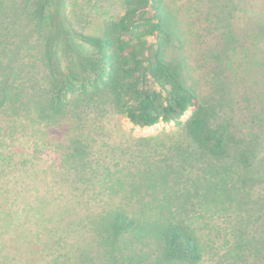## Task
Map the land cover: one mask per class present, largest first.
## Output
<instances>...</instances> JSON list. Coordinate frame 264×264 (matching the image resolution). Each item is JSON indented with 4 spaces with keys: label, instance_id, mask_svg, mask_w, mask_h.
<instances>
[{
    "label": "trees",
    "instance_id": "1",
    "mask_svg": "<svg viewBox=\"0 0 264 264\" xmlns=\"http://www.w3.org/2000/svg\"><path fill=\"white\" fill-rule=\"evenodd\" d=\"M24 1L29 6L22 9L23 31L13 30L11 18L0 20V58L11 50L5 63L0 60V109L9 103L10 88L13 95L21 91L19 79L24 81L21 71L25 67L17 59L19 52L26 56L31 49L36 55L41 50L40 38L27 39L31 32L42 36L51 27L48 36L54 35L49 37L54 42L48 40L42 55L53 66L43 79L49 97L37 104L40 107L17 116L12 135L4 131L5 122L0 119V192L22 195L20 211L40 213L41 220L49 219L47 212L52 220L61 217L50 210L51 201L44 196L37 200L28 196L31 190L39 191L45 180L39 176L41 169L33 168L34 162L51 165L58 151L71 159V166L63 162L60 173L65 166V176L73 164L83 167L80 161L87 147L83 137L89 133L79 128L74 139L76 129L61 134L58 127L71 116L78 122L87 110L101 116L113 109L141 128L158 123L180 125L199 151L234 159L242 176L229 178L232 184L241 183L240 188L256 181L264 184V157L260 156L264 146V0H122L117 14L92 4L85 15L83 8L80 14L68 15L59 9L58 0ZM67 4L72 6V1ZM7 8L22 20L16 0H0L3 17ZM170 43L176 46L173 53L167 48ZM62 44L68 49L65 65L58 58L57 47ZM33 66H27L24 74L34 72ZM17 168L21 178L15 173ZM252 196L247 226L264 227V199H257L259 204ZM227 199L228 203L238 200L242 206L247 203L243 193L230 191ZM9 212L2 210L0 218L9 221ZM161 214L151 224L148 213L132 216L123 207H115L108 214L109 230L96 231L98 260L87 253L92 245L83 240L77 245V257L69 258L72 261L61 263L56 255L52 262L81 264L74 259L87 257L88 264H115L107 250L113 246L125 257L120 264H204L206 244L195 229ZM41 224L36 233L54 231Z\"/></svg>",
    "mask_w": 264,
    "mask_h": 264
},
{
    "label": "rangeland",
    "instance_id": "2",
    "mask_svg": "<svg viewBox=\"0 0 264 264\" xmlns=\"http://www.w3.org/2000/svg\"><path fill=\"white\" fill-rule=\"evenodd\" d=\"M16 1L21 9L22 20L18 21L14 17L11 8L6 9V17H3L5 13L0 10V20L8 21L11 18L15 22H11L13 30L23 31L26 22L22 9L29 5L26 1L22 3L21 0ZM68 1H72L76 12H72V6L67 4ZM57 2L59 9L68 11V15L80 14L82 8L85 15L93 5H102L101 9L115 14L122 7V0H75L74 2L58 0ZM59 17L61 18V14L58 15ZM47 30L51 32L52 29L49 27ZM50 32H44V35L40 36L33 30L27 39L40 38L39 42L42 46L39 54L36 55L31 49L28 52L30 55L25 56L21 51L17 56L25 67L21 71L24 81L19 79L22 83L19 94L13 95V89L10 88L9 103L0 109V119L5 122L3 128L6 133L12 135V127L19 114L27 109L33 111L37 104L44 100L43 98L49 97L46 90L47 82L43 79L52 65H47L46 58L42 55L48 40L50 43L54 42L53 39H49L54 36H48ZM3 45L4 42L2 47ZM11 46L14 47V44L9 47ZM167 48L169 53H173L176 46L170 43ZM67 50L65 44L57 47L58 58L64 65L67 62ZM9 54L5 57L2 55L0 60L5 63ZM16 62L19 64L18 61ZM32 63H34L32 67L34 72L28 70L24 74L26 67ZM33 74L34 77L31 76ZM9 83L12 87L16 86L13 81ZM35 113H38V109ZM80 115L78 122H75L73 116L61 122L58 131L64 134L69 129H76L72 132L74 139L79 128L89 133L83 137V143L87 144L84 159L80 161L83 167H75L76 165L73 164L68 169V176H65L67 167L65 166V172L62 174L61 165L71 166L68 163L70 156H61L57 151L52 156V164L46 166L40 160L34 162L35 157L33 158L36 164L33 168L36 170L40 168L42 172L39 176L45 180L39 186V191L31 190L33 195L28 194V196L35 197L36 200L44 196L51 201L50 210L59 213L60 218L56 221L52 220L46 211V216L50 220H41L43 216L40 213L28 209L20 211L23 205L20 201L23 202L24 199L22 195L0 192V212L10 211L12 215L9 221L3 216L0 218V264H53L52 260L56 255L61 263H66L72 261L69 258L77 257V245L83 240L92 245L87 253L94 255L98 260L99 249L96 245L99 244V239L95 237L96 231L101 232L106 228L109 230L108 214L113 212L115 207H123L125 212L132 216L139 215L140 212L148 213L151 224L158 221L160 212L161 215L172 216L174 222L182 220L189 224L199 235L200 241L206 244L204 264H264L262 256L264 241L261 255L264 227L257 224L247 226L246 223L249 214L247 209H250L249 194L251 193L252 198L260 204V200L257 199H264V184L256 181L250 186L245 185V188H240L241 183L232 184L229 178L232 180L233 177L242 176V170H239L234 159L199 151L191 143L190 136L183 129H179L182 127L180 125L158 123L141 128L134 126L126 117L113 109L101 116L89 110ZM186 118L187 114L183 119ZM79 148L83 151L81 147ZM262 150L260 156L264 157V146ZM15 173L21 178L19 168ZM39 176L36 174L37 179L34 181L38 182ZM9 177L14 176L9 175ZM230 191L234 194L243 193L247 203L242 206L238 200L232 203L225 201L228 200ZM23 194L27 196L26 193ZM218 194L219 196L216 197ZM259 204L258 208L262 207L263 202ZM99 214L101 217L96 224ZM38 223L53 227L54 231L46 234L36 233ZM17 224L25 227L20 228ZM71 228H74V231ZM211 237L213 240L209 241ZM108 248L109 257L114 256L115 264H120L125 258L124 255L122 256L113 246ZM74 260L76 263L82 261L81 264L89 262L87 257Z\"/></svg>",
    "mask_w": 264,
    "mask_h": 264
}]
</instances>
